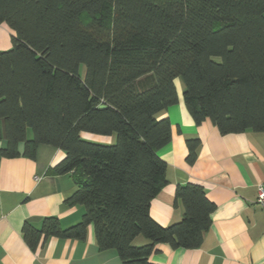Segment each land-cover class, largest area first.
Instances as JSON below:
<instances>
[{"label":"trees","instance_id":"trees-1","mask_svg":"<svg viewBox=\"0 0 264 264\" xmlns=\"http://www.w3.org/2000/svg\"><path fill=\"white\" fill-rule=\"evenodd\" d=\"M2 24L15 36L0 52V160H33L41 145L62 150L50 172L72 174L67 203L85 208L66 229L57 218L25 224L26 244L84 241L92 226L98 249L123 264H153L160 244L199 249L216 209L202 186H177L178 223L151 217L168 183L158 152L172 140L170 120L158 116L178 104L181 79L196 125L264 132V0H0ZM200 144L186 141L189 165Z\"/></svg>","mask_w":264,"mask_h":264},{"label":"crops","instance_id":"crops-1","mask_svg":"<svg viewBox=\"0 0 264 264\" xmlns=\"http://www.w3.org/2000/svg\"><path fill=\"white\" fill-rule=\"evenodd\" d=\"M14 36L8 26L0 25V52L12 48ZM177 88L178 104L158 116L170 120L172 140L158 152L167 163L168 183L153 200L151 217L163 227L181 221L184 211L175 193L178 185L187 183L202 186L216 209L199 249L160 244L150 262L264 264V210L255 205L257 187L264 184V132L221 135L209 120L196 125L184 105L182 86ZM87 135L99 143L113 140ZM191 138L201 144L189 165L186 141ZM3 146L0 141V148ZM65 156L60 149L41 145L33 160H0V264H123L115 250L98 249L92 226L84 241L47 237L35 250L26 244L25 224L40 229L46 218H57L66 229L78 224L85 214L83 206L67 203L77 190L72 174L50 172ZM146 243L139 238L136 245Z\"/></svg>","mask_w":264,"mask_h":264},{"label":"built area","instance_id":"built-area-1","mask_svg":"<svg viewBox=\"0 0 264 264\" xmlns=\"http://www.w3.org/2000/svg\"><path fill=\"white\" fill-rule=\"evenodd\" d=\"M255 205L264 210V184H260L257 187V198Z\"/></svg>","mask_w":264,"mask_h":264},{"label":"rangeland","instance_id":"rangeland-1","mask_svg":"<svg viewBox=\"0 0 264 264\" xmlns=\"http://www.w3.org/2000/svg\"><path fill=\"white\" fill-rule=\"evenodd\" d=\"M84 74H85V67L82 66V67H81V75H82V77L84 76ZM178 84H179L180 86H183L181 79H177V80H176V85H177V87H178ZM177 91H178V88H177ZM84 136H85V137H84L85 139H88V138L90 139V136H89V135L84 134ZM89 139H88V140H89ZM94 142H95V141H94ZM112 143H115V140H113Z\"/></svg>","mask_w":264,"mask_h":264}]
</instances>
